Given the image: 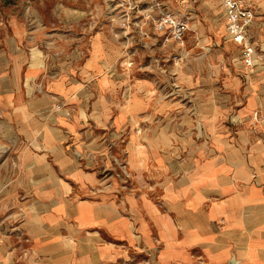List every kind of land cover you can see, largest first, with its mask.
Segmentation results:
<instances>
[{
    "label": "crops",
    "instance_id": "0c3cea01",
    "mask_svg": "<svg viewBox=\"0 0 264 264\" xmlns=\"http://www.w3.org/2000/svg\"><path fill=\"white\" fill-rule=\"evenodd\" d=\"M245 1L264 14V0L258 8ZM211 3L239 72L225 77L230 93L208 117L219 122L213 133L205 123L182 131L189 118L177 109L178 129L166 128L161 120L171 111L152 82L104 75L115 72L111 47L121 49L103 36L94 35L84 57L76 50L62 63L14 53L0 76V226L8 237L0 264H199L193 251L204 264H264V63L245 66L222 2ZM173 9L190 16L187 36L197 8ZM261 39L258 24L254 40L264 51ZM255 110L258 134L250 126ZM234 113L244 124L231 122ZM184 133L191 139L180 140ZM120 154L131 173L122 190Z\"/></svg>",
    "mask_w": 264,
    "mask_h": 264
},
{
    "label": "rangeland",
    "instance_id": "374dc122",
    "mask_svg": "<svg viewBox=\"0 0 264 264\" xmlns=\"http://www.w3.org/2000/svg\"><path fill=\"white\" fill-rule=\"evenodd\" d=\"M124 1L128 0H0V76L11 69L17 51L39 57L44 64L62 63L72 57L76 50L81 51L83 57L87 55L91 40L97 34L112 40L121 49L119 51V48L111 45V49L117 52L111 63L115 72L104 75L116 78L119 83L127 82L129 76L134 78L135 75L152 82V92L155 96L161 95L159 100L171 111L164 114L165 120H161L166 128L178 129L176 125L177 122L180 124L182 114L177 110H181L184 112L183 119L189 118L188 125L182 127V131H191L192 134V131L200 129V125L205 123L213 133L219 122L211 124L208 117L215 116L213 112L220 109L221 102L229 97L225 77L230 75V70L231 74L239 75L233 67L234 47L225 38L226 30L221 23L223 15L219 14L221 19L217 18L220 7L217 3L212 5L214 0H184L183 4L179 0H165L173 8L183 7L179 9L183 12L197 8L198 13L184 44L165 45L153 28L149 30L150 36L141 42L138 39L140 33L136 29L131 32L123 29L121 21L128 7L122 3ZM253 1L258 8L260 0ZM140 2L145 7L149 0ZM210 9L213 12L211 19L207 17ZM212 22L221 23L222 28H216ZM258 24L264 27V14L257 12L250 29L256 41ZM127 62L133 64L128 66ZM0 86H4V83L0 82ZM175 109L177 113L173 114L172 110ZM200 118L202 122H199ZM91 127L94 131L98 128L94 123ZM136 129L143 131L144 128L141 125ZM185 136L184 133L180 140L186 142L187 138L191 139ZM118 140L119 148L123 150V137ZM2 153L0 149V161L3 159ZM123 162L127 161L120 154L118 172ZM121 179L120 190L128 183ZM4 188V185H0V195ZM3 204L0 202V208ZM5 236L0 226V243L8 238ZM10 252L13 256L16 254L14 248ZM197 252L193 251L194 260L204 264L203 254Z\"/></svg>",
    "mask_w": 264,
    "mask_h": 264
},
{
    "label": "built area",
    "instance_id": "2783aa9c",
    "mask_svg": "<svg viewBox=\"0 0 264 264\" xmlns=\"http://www.w3.org/2000/svg\"><path fill=\"white\" fill-rule=\"evenodd\" d=\"M141 0H128L122 2L127 5L123 13L121 26L123 29L150 36L149 30L160 37L162 44L170 42L183 43L187 32L191 27V18L188 14L176 12L165 0H154L144 5ZM224 6V17L227 22L228 34L233 42L240 48V58L247 68H253L256 60L264 63V51L259 47L250 33V28L256 18V11L245 0H220ZM127 2V3H126ZM141 3V5H140ZM179 58V56H176ZM131 66L133 62H127ZM246 118H238L237 113L231 116V122L244 124ZM262 117L259 110H255L250 117V126L254 133L258 134V124ZM119 168L118 176L129 183L131 173L123 162ZM123 180V181H124ZM125 182V181H124ZM126 183V182H125ZM127 184V183H126Z\"/></svg>",
    "mask_w": 264,
    "mask_h": 264
},
{
    "label": "water",
    "instance_id": "95a60500",
    "mask_svg": "<svg viewBox=\"0 0 264 264\" xmlns=\"http://www.w3.org/2000/svg\"><path fill=\"white\" fill-rule=\"evenodd\" d=\"M233 262L231 261V262H229L228 264H232Z\"/></svg>",
    "mask_w": 264,
    "mask_h": 264
}]
</instances>
